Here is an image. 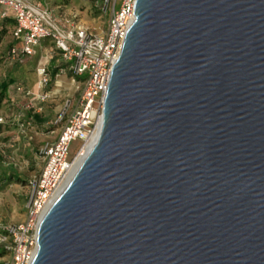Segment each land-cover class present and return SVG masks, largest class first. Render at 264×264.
<instances>
[{"label":"water","instance_id":"obj_1","mask_svg":"<svg viewBox=\"0 0 264 264\" xmlns=\"http://www.w3.org/2000/svg\"><path fill=\"white\" fill-rule=\"evenodd\" d=\"M31 264H264V0H136Z\"/></svg>","mask_w":264,"mask_h":264},{"label":"built area","instance_id":"obj_2","mask_svg":"<svg viewBox=\"0 0 264 264\" xmlns=\"http://www.w3.org/2000/svg\"><path fill=\"white\" fill-rule=\"evenodd\" d=\"M135 3L136 0H105V8L111 12L107 29L102 35H96L83 27L60 29L51 12L32 0H0V31L6 18L13 20L11 59L32 58L42 42L50 41L64 62L60 74H68L69 85L78 94L75 101L65 100L54 122L61 124L55 142L39 152L43 166L39 175L29 182L23 222L0 228V248L7 252V260L4 261L5 256L0 257V264H31L37 249L38 226L69 182L77 156L69 160L71 143L79 141V152L100 131L111 70L134 21ZM7 10L13 12V17L8 16ZM35 73L40 102L60 93L47 89L52 82L48 64L37 65ZM54 86L60 87L56 81ZM17 91L29 96L28 91Z\"/></svg>","mask_w":264,"mask_h":264},{"label":"rangeland","instance_id":"obj_3","mask_svg":"<svg viewBox=\"0 0 264 264\" xmlns=\"http://www.w3.org/2000/svg\"><path fill=\"white\" fill-rule=\"evenodd\" d=\"M65 2L72 10L80 13L75 19L76 25L96 35L105 33L111 13L109 8H105V0ZM7 13L9 17H13L12 11L7 10ZM13 44L11 27L8 26L0 37V85L12 82L9 83L5 98L0 102V228L23 222L29 194L28 182L39 175L43 166L38 153L44 146L55 142L61 124L55 125L54 122L65 100L78 98L74 88L70 87L67 76L59 72L60 66L64 67V62L60 52L50 41L45 42L41 51L32 58L8 60L7 53ZM52 62L54 68L51 67ZM39 64H48L52 82L47 89L51 93L54 90L60 92L45 102L37 99L38 78L35 69ZM56 75L59 80L64 77V84H60L59 88L54 86ZM16 87H21V91H28L29 96L16 91ZM79 145L78 140L71 143L69 160L77 155ZM13 172L20 176L16 182L11 181ZM6 260L5 256L4 261Z\"/></svg>","mask_w":264,"mask_h":264},{"label":"crops","instance_id":"obj_4","mask_svg":"<svg viewBox=\"0 0 264 264\" xmlns=\"http://www.w3.org/2000/svg\"><path fill=\"white\" fill-rule=\"evenodd\" d=\"M32 2L39 3L43 8L48 9L60 29L70 30L79 27V25L75 24V19L77 16H80V13L72 10L70 5H68L65 0H32ZM45 42L48 41L42 42L37 48L36 53L41 51L42 47L45 46ZM51 67H55L54 62H52ZM63 75L67 76L68 78V74ZM60 79L63 81L59 80L58 78L55 80L57 85L64 84V77H61Z\"/></svg>","mask_w":264,"mask_h":264},{"label":"trees","instance_id":"obj_5","mask_svg":"<svg viewBox=\"0 0 264 264\" xmlns=\"http://www.w3.org/2000/svg\"><path fill=\"white\" fill-rule=\"evenodd\" d=\"M8 26L9 27H12L13 26V20L11 18H6V21L4 22L3 24V27L0 31V37L4 34V32L8 29ZM14 46V44L11 46L10 49H12V47ZM7 58L8 60H12L11 59V56H10V50L8 51L7 53ZM15 60H18V59H15ZM60 68H63V66H60ZM9 83H12V82H3L1 85H0V102L3 100V98H5L6 94H7V91H8V88H9ZM18 89H21V87H16V91ZM23 89V88H22ZM26 91V90H24ZM37 118V117H35ZM39 119H37L38 121ZM39 155V153H38ZM40 157V156H39ZM20 179V176L16 173V172H13V174L11 175V181H18ZM29 184V182H28ZM6 251L5 250H2L0 249V257H3L6 255Z\"/></svg>","mask_w":264,"mask_h":264},{"label":"bare ground","instance_id":"obj_6","mask_svg":"<svg viewBox=\"0 0 264 264\" xmlns=\"http://www.w3.org/2000/svg\"><path fill=\"white\" fill-rule=\"evenodd\" d=\"M98 134H95L90 143L86 146H84L77 154L74 163H73V167H72V171L69 177V180L71 179V177L73 176V174L75 173V171L77 170V168L79 167V165L81 164L82 160L85 158V156L87 155V153L89 152V150L91 149L92 145L95 143V141L97 140ZM64 189V188H63Z\"/></svg>","mask_w":264,"mask_h":264}]
</instances>
